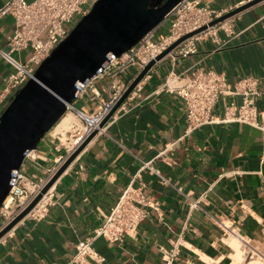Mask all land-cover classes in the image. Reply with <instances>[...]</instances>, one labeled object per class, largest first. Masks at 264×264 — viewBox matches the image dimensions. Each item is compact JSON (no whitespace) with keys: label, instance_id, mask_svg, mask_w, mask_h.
I'll return each instance as SVG.
<instances>
[{"label":"crops","instance_id":"obj_1","mask_svg":"<svg viewBox=\"0 0 264 264\" xmlns=\"http://www.w3.org/2000/svg\"><path fill=\"white\" fill-rule=\"evenodd\" d=\"M6 1L0 0V7ZM249 1L200 4L234 9ZM230 26L231 32L218 30V42L205 38L195 52L165 56L149 69L111 118L106 133L95 135L56 179L46 217L24 219L0 241V264H75L71 258L76 244L93 234L129 184L157 202L158 211L147 208L137 230L120 243L94 239L92 245L104 261L84 264H263L259 257L238 260L230 234L238 231L264 252V132L239 122L187 131L184 100L158 89L169 72L185 76L194 69L221 73L230 84L256 78L263 87L264 0L231 16ZM13 30V17L2 16L0 51H7ZM164 30L166 23L157 35ZM11 56L25 61L29 50ZM13 71L0 54V92ZM134 72L131 67L121 78L130 80ZM231 99L219 98L213 113L221 117ZM73 104L91 111L92 105L80 99ZM255 104L264 116V96ZM68 119L65 114L51 130ZM56 144L49 130L34 149L35 159L26 160L22 169L45 177L59 155ZM160 177L168 178L170 185Z\"/></svg>","mask_w":264,"mask_h":264},{"label":"built area","instance_id":"obj_2","mask_svg":"<svg viewBox=\"0 0 264 264\" xmlns=\"http://www.w3.org/2000/svg\"><path fill=\"white\" fill-rule=\"evenodd\" d=\"M95 1L7 0L4 2L0 7V18L4 15L12 16L14 30L7 38V51H0V54L14 68V71L5 78L6 85L0 92L1 108L14 90L21 88L33 78L41 62L65 38L75 23L89 12ZM230 10L232 8L215 9L201 5L200 0H181L166 14L161 23L145 33L137 43L120 56L110 58L93 77L81 83L74 93V100L87 98L92 105L91 111L79 110L74 106V100L64 102V114L73 113L80 124L72 125L71 129L64 133L55 134L57 140L55 148L59 155L55 158V165L47 170L45 177L27 174L22 169V165L15 171L11 178L8 195L0 206V231L25 210L57 169L91 133L94 131H96L95 135L106 133L107 124L122 104L102 126H100L101 122L112 111L132 80L145 65L189 33L195 32L165 56L174 57L178 54L185 57L196 51L198 41L208 37L218 42V30L231 32V17L214 25H209V23ZM164 23L167 24L166 33L157 35V29ZM197 30L199 31L196 32ZM25 49L29 50V56L25 61L11 56L12 52ZM131 67H135L136 72L130 80H123L121 76ZM261 82L263 87L256 78L243 77L230 84L221 73L194 69L185 76L169 72L158 89L175 93L184 100L187 131L203 124L239 122L254 126L264 132V116L255 104L258 97L264 96V77ZM137 88L138 84L127 98H130ZM221 97L233 99L223 106V115L218 117L213 113V108ZM236 97L240 98L239 103L234 100ZM34 159V150H30L25 154L23 162ZM142 165L144 166L145 163ZM160 179L163 184L170 185L168 178L160 177ZM53 186L54 184L41 194L35 205L0 237V241L24 219L39 221L46 217L49 207L54 203ZM147 208L158 211V203L152 202L140 189L131 184L127 185L93 234L76 244L71 262L84 264L87 260H93L102 263L104 257L96 252L92 241L96 238H103L110 243L122 242L126 236H130L137 230L147 214ZM236 234L243 247V257L250 260L259 257L264 261V252L254 246L250 238L238 231Z\"/></svg>","mask_w":264,"mask_h":264},{"label":"water","instance_id":"obj_3","mask_svg":"<svg viewBox=\"0 0 264 264\" xmlns=\"http://www.w3.org/2000/svg\"><path fill=\"white\" fill-rule=\"evenodd\" d=\"M179 1L96 0L89 12L75 23L41 62L33 78L9 95L0 110V206L8 195L11 178L21 167L25 154L36 148L40 139L64 114V102H72L81 83L93 77L110 58L120 56L161 23ZM259 1L251 0L238 6L212 20L209 25L229 18ZM193 33L178 39L145 65L100 126L125 101L149 69ZM95 134L96 131L91 133L67 158L25 210L0 231V237L26 215Z\"/></svg>","mask_w":264,"mask_h":264},{"label":"bare ground","instance_id":"obj_4","mask_svg":"<svg viewBox=\"0 0 264 264\" xmlns=\"http://www.w3.org/2000/svg\"><path fill=\"white\" fill-rule=\"evenodd\" d=\"M65 114H68V117H69V119L68 120H66V122H64V123H60L54 130H51L50 129V132L52 133V134H56V133H60V132H56V131H58V130H60L61 128L62 129H64V128H66V127H68L69 126V124L71 123V121L73 120H75L74 119V115H72V113L71 112H66ZM64 114V115H65ZM63 115V116H64ZM62 116V117H63ZM74 116V117H73ZM76 118V117H75ZM76 121H77V123H74L75 125H78V124H80L79 123V121L77 120V118H76ZM74 124H72V125H74ZM71 125V126H72ZM70 126V127H71ZM65 132V131H64ZM64 132H61V133H64ZM231 236H234V238H233V240H232V246L234 247V249H235V251H236V255H235V257L238 259V260H242L243 259V247H242V244H241V242L238 240V237H237V235L236 234H230ZM252 262L250 261V264H251Z\"/></svg>","mask_w":264,"mask_h":264},{"label":"rangeland","instance_id":"obj_5","mask_svg":"<svg viewBox=\"0 0 264 264\" xmlns=\"http://www.w3.org/2000/svg\"><path fill=\"white\" fill-rule=\"evenodd\" d=\"M164 33H166V30H164ZM80 100H81L84 104L87 103L88 105H91V104H90V101H89L87 98L80 99ZM73 117H74V116H73ZM74 119H75V120H74V121L72 120L68 127L64 128V129L61 128L60 130H58V131H56V132H64V131L70 130V129H71L70 126H71L72 124H74V123H77L75 117H74ZM79 123H80V122H79ZM74 125H75V124H74ZM78 125H79V124H78ZM54 134H55V133H54ZM25 163H26V162L24 161L23 164H25ZM23 164H22V166H23ZM262 261H263V260H262ZM263 264H264V261H263Z\"/></svg>","mask_w":264,"mask_h":264}]
</instances>
